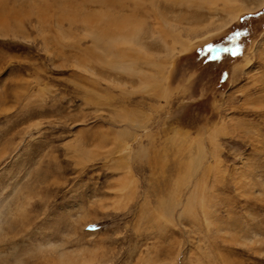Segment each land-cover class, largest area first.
I'll return each instance as SVG.
<instances>
[{
  "label": "rangeland",
  "instance_id": "1",
  "mask_svg": "<svg viewBox=\"0 0 264 264\" xmlns=\"http://www.w3.org/2000/svg\"><path fill=\"white\" fill-rule=\"evenodd\" d=\"M0 264H264V0H0Z\"/></svg>",
  "mask_w": 264,
  "mask_h": 264
},
{
  "label": "bare ground",
  "instance_id": "2",
  "mask_svg": "<svg viewBox=\"0 0 264 264\" xmlns=\"http://www.w3.org/2000/svg\"><path fill=\"white\" fill-rule=\"evenodd\" d=\"M109 3H110V2H109ZM109 3H108V5H109ZM135 4H136L135 6H137L138 3L135 2ZM133 6H134V5H133ZM125 8H126V7L122 8V9H125ZM113 24H114V23H113ZM118 25H119V24H118ZM110 27H111V26H110ZM115 27H116V26H115ZM122 29H123V28H122ZM122 29H120L119 27H118V29H117V27L115 28V30L117 31L118 34L121 33ZM121 34H122V33H121ZM110 49H111V48H110ZM124 49H125V48H124ZM124 49H123V50H124ZM128 49H129V48H127V50H128ZM129 50H130V49H129ZM129 50H128V51H129ZM132 50H133V49H132ZM125 52H126V51H125ZM128 53H129V52H128ZM133 53H135V52H133ZM130 55H132V54L130 53Z\"/></svg>",
  "mask_w": 264,
  "mask_h": 264
}]
</instances>
